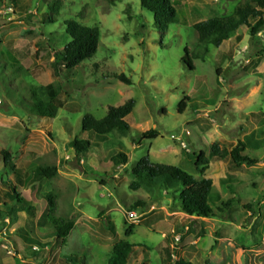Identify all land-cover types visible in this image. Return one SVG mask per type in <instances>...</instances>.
<instances>
[{"label": "rangeland", "instance_id": "obj_1", "mask_svg": "<svg viewBox=\"0 0 264 264\" xmlns=\"http://www.w3.org/2000/svg\"><path fill=\"white\" fill-rule=\"evenodd\" d=\"M51 1L21 0L17 14L11 1L0 8V150L25 170L19 190L35 207L0 220V264H59L73 254L106 264L118 240L135 244L129 264H167L166 250L172 260L194 264H264V29L253 37L241 26L203 54L191 25L230 15L239 0H174L178 20L166 26L140 0ZM68 19L98 26L99 44L93 57L55 73L51 63L69 40ZM186 47L204 57H192L193 70L182 60ZM36 98L63 105L44 118L33 110ZM129 99L126 133L82 130L85 114L102 118ZM150 129L156 138L142 135ZM73 140L91 146L80 154ZM238 142L255 162L235 170L228 156L210 158L212 144L230 151ZM200 152L208 159L203 175L194 166ZM143 156L211 178L216 216L192 218L165 192L132 188L130 170ZM47 166L56 173L36 179V167ZM6 172L0 157V180ZM43 193L54 196L57 216L74 222L60 245L40 223ZM229 199L235 202L221 208ZM129 210L137 212L136 222Z\"/></svg>", "mask_w": 264, "mask_h": 264}, {"label": "trees", "instance_id": "obj_2", "mask_svg": "<svg viewBox=\"0 0 264 264\" xmlns=\"http://www.w3.org/2000/svg\"><path fill=\"white\" fill-rule=\"evenodd\" d=\"M11 1L12 13L17 14L21 0ZM54 4L61 3V0L51 1ZM5 0H0V8L4 6ZM141 6L150 10L153 14V19L156 24H164L165 26L176 22L177 11L174 0H140ZM23 12V10H21ZM64 33L69 37V40L64 46L63 52L58 55L51 63L55 73L58 70L67 72L68 70L78 66L84 60L93 57L97 51L99 44V28L98 26H85L75 20L68 19L64 21ZM192 28L197 33L198 45L203 46V54H206L209 45L219 47L230 35L234 34L239 27L246 26L249 29L251 36H256L258 32L264 29V0H239L233 7V11L228 16L215 15L206 20L193 23ZM183 62L190 69H194L192 57L204 59L203 55H190L189 49H184ZM194 54V53H193ZM118 79L129 83L123 76H118ZM47 88V87H46ZM35 89H31L33 96H36ZM63 103L59 100L46 102L43 99H34L32 106L36 113L44 118H54L59 108ZM134 106V101L129 99L117 106H109L107 113L102 118H96L91 114H85L82 117L81 128L84 132L94 133L96 135L105 136L113 131L126 133L129 130V124L126 121V116L131 113ZM145 138H156L158 131L150 129L142 133ZM77 149L78 153H83L91 143L88 140H73L71 143ZM210 158L222 160L226 156L230 157L232 168L239 169L242 167V162H255L247 155H242L244 144L238 142L230 151L221 150L217 144H212L210 147ZM124 163L126 159L123 154H119ZM0 157L4 169H6V180H0V220L4 222L5 214L11 211L33 213L35 207L33 203L26 199L21 194L19 188L24 187L27 180V175L22 167L16 166L13 162L11 153L5 150H0ZM194 163L195 170L200 175H203L208 163V159L204 152L195 155ZM56 173V167H36V179L49 178ZM133 178L132 188L141 186L158 191L165 192L175 205L176 210L183 212L190 217H215L216 214L209 205V194L213 188L211 178L201 176L199 179L194 178L179 166L167 165L162 163L152 162L148 156L141 157L137 164L130 170ZM32 179V178H31ZM42 197L46 201V209L41 224L53 230L54 241L57 245L62 244L63 240L69 235L74 226L72 220H64L56 215V207L54 196L51 193H43ZM234 199H229L221 203L220 207L227 209L230 204L234 203ZM219 207V212H222ZM197 224L193 220L189 225L191 230H194V225ZM109 232L115 234L112 225H109ZM135 244L126 240H118L113 244L112 251L106 264H127L129 257L133 252ZM166 250L167 264H194L183 259L172 260V255ZM59 264H86L83 256L65 255ZM203 264H213L210 260H206Z\"/></svg>", "mask_w": 264, "mask_h": 264}, {"label": "built area", "instance_id": "obj_3", "mask_svg": "<svg viewBox=\"0 0 264 264\" xmlns=\"http://www.w3.org/2000/svg\"><path fill=\"white\" fill-rule=\"evenodd\" d=\"M127 218H128L130 221H132V222H136V221L138 220L139 216H138V214H137L136 211H134V210H129V211L127 212Z\"/></svg>", "mask_w": 264, "mask_h": 264}, {"label": "crops", "instance_id": "obj_4", "mask_svg": "<svg viewBox=\"0 0 264 264\" xmlns=\"http://www.w3.org/2000/svg\"><path fill=\"white\" fill-rule=\"evenodd\" d=\"M192 218H196V217H192ZM189 230H190V231H192V230H191V228H189ZM128 261H129V259H128ZM128 261H127V264H129V262H128ZM190 262H191V261H190Z\"/></svg>", "mask_w": 264, "mask_h": 264}]
</instances>
